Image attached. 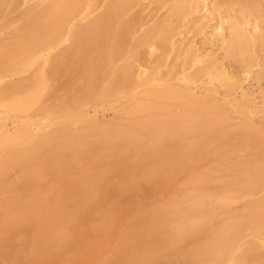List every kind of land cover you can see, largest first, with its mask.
I'll list each match as a JSON object with an SVG mask.
<instances>
[{
	"label": "rangeland",
	"instance_id": "rangeland-1",
	"mask_svg": "<svg viewBox=\"0 0 264 264\" xmlns=\"http://www.w3.org/2000/svg\"><path fill=\"white\" fill-rule=\"evenodd\" d=\"M107 1L83 0L78 10L79 16L70 23L69 29L75 30L98 17ZM180 5L184 8L181 9ZM27 9V5H21L13 13L7 14L5 10V13H0V22L7 24L9 19L18 20ZM132 15L139 17V27L135 35L126 37L128 47L137 40L142 41L148 33L146 41L136 47L135 53H132L131 47V52L111 64L107 75L106 71H101L94 80L97 81L94 83L96 86L93 84L94 88L88 86L86 71L79 63L68 33H63L59 40L53 39L54 44L50 42L48 48L31 60L19 57L18 63L22 65L19 68L6 70L3 60L7 50L3 46L10 42L17 43L21 36L7 29L0 31V229L5 219L17 211V205L23 198L33 192H59L60 186L106 168L110 171L107 187H117L133 172L141 178L142 168L147 166L150 156L174 152L173 156L177 158L184 151L182 148H186L184 152H187L196 143H205V149L201 153L195 150L189 169L173 175L162 174L158 180L143 182L140 188L122 197L112 227L101 242L91 249L83 250L81 243L78 252L70 247L56 255L35 258L30 255L34 227L31 224H13L11 228H4L5 232L0 235V264H141L142 261L133 262L127 256L131 250L129 247L134 245L133 241L131 245V239L146 233L150 236L139 240V243H143L140 246L150 249L153 254V259L146 264H264V0H139L123 21L129 20ZM232 23L249 32H255L253 29L256 25V36L263 39L259 47L243 54V61L228 56L219 44L210 43L217 26L223 25L228 35ZM154 32L158 33L155 35ZM160 40L168 47L164 49ZM200 52L206 56L203 63L200 66H190L189 63L187 67V57L190 62L194 61V56ZM43 59L49 60L44 62ZM124 64H133L135 71L142 73V80L133 88L119 89L110 97H104L114 84L111 71ZM245 71L249 72L245 74ZM38 73H42L48 81L44 93L45 105L33 103L23 111L7 110L8 102L16 103L33 93ZM13 89L14 92L17 89L15 95ZM82 94L84 96L81 97ZM89 95L93 98L92 102L87 100ZM153 103L157 104L153 112L155 118L162 121V116L167 115L168 134H173L168 140H161L166 129L162 125L153 128L149 136L143 133V144L121 155L117 169L110 162L96 163L95 150L84 151V143H94L105 137L117 144V133L148 118L147 113L135 114V108ZM46 105L49 112L45 111ZM43 106L45 110H42ZM185 118L195 119V122L182 131V120ZM42 135L51 138L47 149L38 156L22 157L21 151L27 143ZM71 138L82 150L78 157L73 150L63 148L65 141ZM217 149L221 150L218 155L215 152ZM241 162L246 164L242 165ZM260 174L262 184L257 182L249 193H235L238 181L245 178L253 180ZM220 189L223 194L219 195ZM11 203L12 206L8 207ZM103 208L102 203L87 208V224L79 227L85 239L97 235L95 231ZM241 209L245 211L242 213ZM134 219L145 220V226L131 227ZM233 222L241 224L240 228L231 229Z\"/></svg>",
	"mask_w": 264,
	"mask_h": 264
},
{
	"label": "bare ground",
	"instance_id": "bare-ground-1",
	"mask_svg": "<svg viewBox=\"0 0 264 264\" xmlns=\"http://www.w3.org/2000/svg\"><path fill=\"white\" fill-rule=\"evenodd\" d=\"M82 1L83 0H2L0 2V13H2V12L5 13V10H7V14H9V12L13 13V11L15 12L21 5H27L28 6V9L22 13V16H20L21 18H19V16H17V18H19L18 20L16 18H14V19H16L15 21L14 20L10 21V19H9L10 23H9V21H7V24L5 21L0 22V31L1 32H3L4 29H7V30H9L10 33L17 35V36H21V39L17 43L10 44L11 43L10 42L6 47L3 46V48L5 50H7V52H5L7 54L4 53L5 59L3 60V64H4L3 66L4 67L7 66L6 70H10L13 68H19V66H22L21 64L18 63L17 59L19 57L24 56L25 60H31V58H33V56H36L37 53H40V52L42 53V51H44L43 49L48 48L47 45L50 42H52L53 39L59 40L58 38L63 33H65V34L68 33L69 37L72 38L71 41H73L71 44L72 48H74L75 52L78 55L80 65L86 71V74H87L86 77H88V86L91 88L93 86V84L95 82H97V81L94 82V80H95V78L98 77V74H100L101 71H106L105 75H107L109 72L108 70H109V67L111 64H113L117 59H120L122 56H124V54H126L127 52H131V50H130L131 47H132L131 49H133L132 53H135L136 47L139 44H142V43H144V41H146V39L148 37L147 36L148 33L144 35V39L142 41H139V40L135 41V43H133V46H131V47H128L129 43L126 40V37L128 35H130V34L135 35L136 34L138 27H139L138 26L139 25L138 24L139 23V17H137L136 15H138V14H136V15H132L130 17V19L126 20V21L125 20L123 21V18L129 12H131L132 7L139 0H108L107 3L104 5V10L102 9L103 12L101 14H99L98 17H96L95 19L91 20L88 23L86 22L85 25L81 24L82 26H79L77 29L75 28V30L73 29L71 31V29H69V27H70L69 25L75 18H77L79 16L78 10H79V7H80ZM180 6H181V9L184 8L183 5H180ZM140 7H141V5H140ZM180 14H182V13H180ZM142 15L143 14L141 13V19H142ZM78 21H79V19H78ZM161 28L163 29L164 27H161ZM161 28H160V30H161ZM170 28H173V27L171 26ZM155 29H158V28H155ZM257 29L258 28L255 25L253 31L255 30V32H256ZM214 30L216 32L214 33L215 34V35H213L214 38L210 41V43L219 44L221 46V48H224L227 51L228 56H230L234 59H239L240 61H243V59H244L243 54L244 53L249 52L250 50H253L255 47L258 46L259 43L261 44V41H263L262 38H259L258 36H256L255 32H249L247 29H245L243 27L239 28L237 26V24H235V23L231 24L228 35L226 34V29L223 27V25L217 26L216 29H214ZM151 32H153V31H151ZM151 32H150V34H151ZM158 32H156V33H158ZM161 32L163 33V31H161ZM156 33H155V35H156ZM23 34H27V36H24ZM152 36L153 35H151V37ZM171 36H173V35H171ZM151 40L153 41L154 39H151ZM162 40H160V42ZM162 43H163V41H162ZM159 45L160 44H158V46ZM163 45H164L163 48L168 47V44H167V46H165V44L163 43ZM152 47L153 46H151V48ZM170 47H172V46H170ZM210 47H212V46H210ZM210 47H209V50H210ZM216 47H217V45H215V48ZM151 48H149V49H151ZM175 48L176 47H174V49ZM192 49L194 50V48H192ZM155 50H156V48H155ZM160 50H161V48H160ZM176 50H177V48H176ZM151 51L153 52V50H151ZM68 52H69V50H68ZM160 53H161V51H160ZM161 54H159L158 56H160ZM207 54L211 55L210 53H206V55ZM74 55H76V54H74ZM133 55L134 54H132V56ZM215 55H216V53H215ZM130 57L131 56H129V60H130L129 62H131V59H132ZM188 57H187L188 62H186V66L187 65L189 66V63H190V66L191 65L197 66L200 63H203V59L206 58L204 52L203 53L200 52V54H197L196 56H194L195 57L194 61L192 60L191 62L189 61L190 58L188 59ZM190 57H191V55H190ZM166 59H167V57H166ZM47 60H49V59H47ZM47 60L43 59L42 61L46 62ZM70 60H71V58H70ZM150 60H152V59H150ZM50 61H49V63H51L53 61V59L51 62ZM155 61L156 60H154V62ZM133 62H135V61L133 60ZM138 62H140V61H138ZM180 62H182V64H183L182 60ZM61 63H63V61ZM131 63H129V64H131ZM129 64L121 65L117 69H115L114 71H111V73L114 74L113 75L114 84L106 92L104 97H106V98L110 97L112 94H114L119 89L133 88V86H136L135 84L139 83L142 80V78H143L142 73L135 71V69L133 68V66L136 63L135 64L133 63L134 65L132 64V66ZM175 66L179 67L177 64H175ZM208 66L211 68L210 65H208ZM208 66H205V67H208ZM184 67H185V65H184ZM215 68H217V67H215ZM1 69H0V71H1ZM140 69L141 68H139V70ZM149 69L150 68H148L147 71ZM195 70L198 71V69H196V68H195ZM151 71H154V70H151ZM248 72L249 71H245L244 73L247 74ZM212 73L214 74L215 72H212ZM230 77H228V78H230ZM157 80H158V78H157ZM157 80H155V82ZM239 84H241V83H239ZM13 86H15V85H13ZM86 86H87V84H86ZM47 87H48V81H47L46 77L42 73H40L36 79V83H35L33 93L30 91L31 94L29 93L25 97L19 99L16 103L9 104V102H8V105L6 104L7 110H9V111H23L24 109H26L29 105H31L33 103H43V105H45L44 104L45 103L44 93H45V90L47 89ZM227 87H230V85L229 86L227 85ZM92 88H94V86ZM16 90H15V92H17ZM175 90H177V89H175ZM236 90H237V87H236ZM7 91L9 92V90H7ZM12 91L14 94L15 93L14 89ZM21 92H22V90H21ZM19 93H20V91H19ZM91 93H93V92H91ZM21 94H24V93H21ZM18 95H20V94H18ZM189 95L191 96V92H189ZM74 96H75L74 99H76V95H74ZM82 96H84V95L82 94L81 97ZM90 96L91 95H89L87 98L88 102L93 101V98ZM3 97L5 98V96H3ZM6 98H7V96H6ZM158 100L160 102V99H158ZM13 101H14V99H13ZM159 102H156V103L159 104ZM186 104H187V102H186ZM80 105H82V104H80ZM191 105L194 106V104H191ZM183 106H185V105H182V107ZM47 107H48V105H46V108ZM155 107L157 108V104H154V103L153 104H146V105H138V107H136L133 112L135 114L147 113L148 118L145 119L144 121L140 122L139 124L131 125L127 129H123L119 133H117V135L115 136V138L119 140V142L117 144L114 145L111 138L105 137V138H102L101 140L94 142V143H92V142L84 143L83 144V148H85L84 151H89L91 149L93 151L95 150L96 155L94 157V161L96 163L104 164L106 162H110L113 165L114 169H117V168H119V163H121V161H119V157L121 155H124L126 151H128L130 149H134L137 146H141L143 144V140H144L143 139V136H144L143 133H147V136H149L148 134L152 133L153 128H155L157 126L159 127V125H162L166 129L163 130L161 140H163V141L168 140V138L173 134H168L169 132L167 129H168L169 124H167V120H168L167 115L162 116V119H164L162 121H160L161 119L159 120V119L155 118V115L153 113L155 110ZM185 107L187 108V106H185ZM49 108L51 110V107H49ZM171 108H173V107H171ZM77 109H80V108H77ZM42 110H45L44 106L42 107ZM168 110H170V108ZM45 111L47 112L48 108ZM242 115H244V114L242 113ZM133 117H134V115H133ZM32 118H33V116H32ZM85 118H86V116H85ZM48 120H49V118H48ZM194 122H195V119H187V118L183 119L181 130L185 131L186 129H189ZM69 129H71V128H69ZM8 134H9V132H8ZM239 135H241V134H239ZM100 136H101V134H100ZM248 137L251 138V136H248ZM50 143H51V138L47 135H42L40 137L32 139L30 142L27 143L26 147L22 149L21 155H22V157L26 156V155L31 156V157L38 156L47 149V147ZM22 146H23V144H22ZM79 147H80V145H77L76 141L72 138L68 139L63 144V148H69V149L73 150L76 157L80 156L79 154H80L81 149H79ZM174 147H176V146H174ZM205 147H206L205 143H196V144L191 145L189 147V149L187 150V152H184L186 150V148H182V149H184V151H182V153L180 152V154L177 156V158L175 156H173L174 152L173 153L162 152V153H159L155 156H150L147 159L148 160L147 166L145 168L141 167L142 173H143L141 178H138L137 174H135L133 172L130 174V176L127 180L124 179L121 182V184L118 185L117 187H112V186L107 187L106 183H107V179H108V175H109L110 171L106 170L107 169L106 168V169H103L99 172L89 174L81 180L70 181L63 186H60L59 192H53V191H45V192L41 191V192H39V191L35 190L36 192H33L29 195H26V197L23 198V201L19 205H17V211L14 214L9 215L5 219L4 226L0 229V235L5 232L3 230L4 228H6V227L11 228L13 226V224H17V225L31 224L34 227V235L31 239V253H30V255L32 257L41 258V259L46 257V256L56 255L60 251H62L63 249H67L70 247L74 248L73 250L78 252V251H80L81 243L83 244V248H82L83 250L91 249L93 246H95L96 244L101 242L103 236L112 227L113 220H114L115 216H117L116 210H117L118 206L121 204L122 197L129 195L132 191L140 188L143 182H151V181L158 180V177L162 174H166V173L170 174L171 173L173 175L175 173H178V172L181 173V171H185V170L189 169L190 165L193 163L192 161L194 160L195 150L198 151L199 153H201L205 149ZM252 147H253V145H252ZM176 149H177V147H176ZM259 150H257V152ZM220 151L221 150L217 149V151H215L216 155H218ZM251 151H253V150H251ZM145 152L147 153V151H145ZM159 152H161V151H159ZM256 156H257V154H256ZM199 159H200V157H199ZM241 159H242V157H241ZM257 159H259V158H257ZM246 161H249V160H246ZM241 163H243V162H241ZM245 164H246V162H244L242 165H245ZM255 165H256V163H255ZM10 169H12V168H10ZM137 169H139V168H137ZM245 169H247V168H245ZM41 170H42V168H41ZM46 170H47V168H46ZM133 170H134V168H133ZM93 171H95V170H93ZM245 172H243V173L245 174ZM86 174H87V172H86ZM237 174H239V172H237ZM257 174H259V173H257ZM164 177H167V175H165ZM237 178L239 179V177H237ZM240 178L243 179L242 177H240ZM234 180H233V182H234ZM165 181H166V179H165ZM257 182H260L262 184L261 174L257 175L256 178H254L253 180L245 178L241 181H238L236 184L234 183L236 186V189L234 191H235V193H241V192L249 193V190H252L254 185ZM164 184H166V182ZM257 188H259V187H257ZM223 189H225V188H223ZM221 190L222 189H220V192H222V193L219 192V195L223 194V191H221ZM216 193H218V191ZM20 200H19V202H20ZM95 203H102V205L104 207L103 213L97 222V228L95 231V233L97 235L94 237L89 236L90 238L88 237L89 240H87L88 238L85 239L84 238L85 235H83V233L81 234V232L79 231V227L86 226L87 221H88V219H86L87 208L90 205L95 204ZM12 204L13 203L8 205V207L12 206ZM243 204H245V203H243ZM248 204H250V203H248ZM262 209H263V207H262ZM159 211H161V209ZM241 211H242V209H241ZM243 211H245V210H243ZM243 211H242V213H243ZM263 211H264V209H263ZM179 212H181V211H179ZM240 213L241 212H239V214ZM242 213H241V215H243ZM249 213L251 214V211ZM173 214H175V213H173ZM244 214H246V213H244ZM147 215H149V213ZM146 218H148V217H146ZM248 219H251V218H248ZM134 220H133L132 225L129 224L131 227L132 226H134V227L145 226V220L144 221L142 219H138L135 221ZM147 220H146V222H147ZM243 220H245V219H242V221ZM180 222L183 223L184 221L181 219ZM240 226H241V224L234 223L232 225L231 229L237 230L240 228ZM249 232H251V231H249ZM135 233L137 234V232H135ZM146 234L144 236H138L137 239L132 238V235L130 236L132 239L128 236V238L131 239V245H132V241H133L134 245L129 247V248H131V250L129 251L127 258L131 259L133 262L135 261V262L139 263L142 261L143 263L141 262V264H146L145 262L151 261L153 259V254H152L151 250L145 248L144 246L142 248V246H140V245L143 243H139L140 239H143V238L147 239L149 234L148 235H146ZM238 236L239 235H237V237ZM133 237H134V235H133ZM153 241H155V240H153ZM161 246L162 245H160V247ZM238 246H239V244H238ZM155 247H156V245H155ZM157 247H158V245H157ZM254 248H255V246H254ZM119 254H121V253L119 252ZM219 254H221V253H219ZM118 256L120 257V255H118ZM251 259H253V258H251ZM106 261H107V259H106ZM109 261L113 262L111 260H109ZM109 261H107V262H109ZM249 261H250V259H249ZM118 263H120V261Z\"/></svg>",
	"mask_w": 264,
	"mask_h": 264
}]
</instances>
